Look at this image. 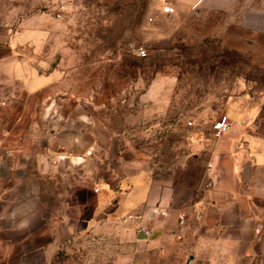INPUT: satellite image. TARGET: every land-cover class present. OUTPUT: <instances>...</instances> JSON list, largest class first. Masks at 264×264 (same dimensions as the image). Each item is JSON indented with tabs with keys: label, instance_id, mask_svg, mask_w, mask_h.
Returning <instances> with one entry per match:
<instances>
[{
	"label": "crops",
	"instance_id": "crops-1",
	"mask_svg": "<svg viewBox=\"0 0 264 264\" xmlns=\"http://www.w3.org/2000/svg\"><path fill=\"white\" fill-rule=\"evenodd\" d=\"M264 29L253 0H182ZM0 105V264H264V141L242 117L197 187L162 182L128 108L72 71L15 63ZM184 219L181 220V217Z\"/></svg>",
	"mask_w": 264,
	"mask_h": 264
},
{
	"label": "rangeland",
	"instance_id": "rangeland-1",
	"mask_svg": "<svg viewBox=\"0 0 264 264\" xmlns=\"http://www.w3.org/2000/svg\"><path fill=\"white\" fill-rule=\"evenodd\" d=\"M15 63L72 71L79 90L93 80L109 91L162 182L199 186L223 116L239 114L242 134L264 141V29L239 17L182 0H0V105L18 88Z\"/></svg>",
	"mask_w": 264,
	"mask_h": 264
},
{
	"label": "built area",
	"instance_id": "built-area-1",
	"mask_svg": "<svg viewBox=\"0 0 264 264\" xmlns=\"http://www.w3.org/2000/svg\"><path fill=\"white\" fill-rule=\"evenodd\" d=\"M162 11L166 15H172L174 13V8L172 7L171 4L165 3L162 7ZM137 56L139 58H146L147 51L144 48H139L137 50ZM192 125L193 123H189V126H192ZM230 129H231V122L229 118L227 116H223L213 123V126H212L213 136L216 139H220L221 137H223V135L228 133ZM183 219H184V216L181 217V220Z\"/></svg>",
	"mask_w": 264,
	"mask_h": 264
},
{
	"label": "water",
	"instance_id": "water-1",
	"mask_svg": "<svg viewBox=\"0 0 264 264\" xmlns=\"http://www.w3.org/2000/svg\"><path fill=\"white\" fill-rule=\"evenodd\" d=\"M192 259H188L185 264H191Z\"/></svg>",
	"mask_w": 264,
	"mask_h": 264
}]
</instances>
